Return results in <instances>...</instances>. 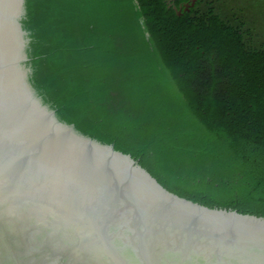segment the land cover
<instances>
[{
  "label": "trees",
  "instance_id": "16d2710c",
  "mask_svg": "<svg viewBox=\"0 0 264 264\" xmlns=\"http://www.w3.org/2000/svg\"><path fill=\"white\" fill-rule=\"evenodd\" d=\"M232 2L28 0L33 80L169 193L264 217V33Z\"/></svg>",
  "mask_w": 264,
  "mask_h": 264
},
{
  "label": "water",
  "instance_id": "95a60500",
  "mask_svg": "<svg viewBox=\"0 0 264 264\" xmlns=\"http://www.w3.org/2000/svg\"><path fill=\"white\" fill-rule=\"evenodd\" d=\"M27 4L0 0V264H264V217L171 194L58 116Z\"/></svg>",
  "mask_w": 264,
  "mask_h": 264
},
{
  "label": "rangeland",
  "instance_id": "374dc122",
  "mask_svg": "<svg viewBox=\"0 0 264 264\" xmlns=\"http://www.w3.org/2000/svg\"><path fill=\"white\" fill-rule=\"evenodd\" d=\"M232 4L237 6V11L245 12L253 25L257 23V28L264 33V0H232ZM191 5V4H190ZM189 5V6H190ZM236 8V7H235ZM243 11H242V10Z\"/></svg>",
  "mask_w": 264,
  "mask_h": 264
}]
</instances>
